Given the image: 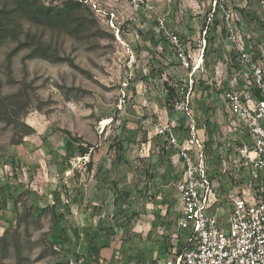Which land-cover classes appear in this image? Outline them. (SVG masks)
I'll return each instance as SVG.
<instances>
[{
	"label": "rangeland",
	"instance_id": "rangeland-1",
	"mask_svg": "<svg viewBox=\"0 0 264 264\" xmlns=\"http://www.w3.org/2000/svg\"><path fill=\"white\" fill-rule=\"evenodd\" d=\"M84 1L94 17L88 14L92 22L76 34L23 22L31 35L43 32L56 61L28 57L30 49L22 48L9 68L6 56L17 42L0 43V94L18 96L15 118L0 122V188L12 195L0 211V264H67L77 257L79 248L52 247L48 240L52 213L39 215L30 208L39 200L52 203L53 191H60L65 203L70 201V214L62 224L83 228L94 213L93 225L116 228L118 261L131 244L143 249L149 264L168 256L171 247L181 248L188 234L176 223L183 164L179 150L157 135L158 127L167 123L180 141L189 137L192 123L200 129L211 178L226 193L240 191L251 181L262 184L244 163L240 149L251 138L225 98L227 91L246 86L255 93L253 74L239 62L222 26L213 28L207 15L217 2L228 3V14L221 16L230 15L231 31L250 46L264 69V0ZM207 30L214 38L206 40ZM179 36L185 51L180 62L172 46ZM167 82L189 84L184 105L193 100L190 114L182 103L175 112L168 109ZM21 124L31 127V133L23 134ZM51 125L57 130L44 138ZM67 131L93 145L92 170L87 167L90 155L67 150ZM259 172L264 176V170ZM225 213H230L226 205ZM147 227L155 229L151 240ZM159 229L166 230L163 241ZM175 230L178 241L172 237Z\"/></svg>",
	"mask_w": 264,
	"mask_h": 264
},
{
	"label": "built area",
	"instance_id": "built-area-1",
	"mask_svg": "<svg viewBox=\"0 0 264 264\" xmlns=\"http://www.w3.org/2000/svg\"><path fill=\"white\" fill-rule=\"evenodd\" d=\"M227 11L225 13L228 14ZM229 18L230 15L226 21L239 62L252 72L254 86L261 92L262 98H256L251 87L247 86L227 91L225 98L251 138V144L240 149L244 163L251 166L253 178H260L262 184L251 181L240 191L231 189L226 193L211 178L206 138L194 123L184 141L175 135L171 123L158 127L157 135L166 136L179 150L182 159L177 224L188 234L181 248L171 247L169 255L156 264H264V176L259 174V170H264V69L254 59L250 46L231 31ZM175 45L178 50L182 49L179 40ZM183 52L179 51L182 60ZM181 103L190 114L189 105L185 106L184 100ZM181 103L177 102L176 107ZM225 205L230 211L228 216L227 213L222 214ZM222 215L226 217L224 225L220 220ZM226 225L228 228H225ZM172 237L174 241L180 240L176 230L172 232ZM67 264L86 263L84 259L75 257Z\"/></svg>",
	"mask_w": 264,
	"mask_h": 264
},
{
	"label": "trees",
	"instance_id": "trees-1",
	"mask_svg": "<svg viewBox=\"0 0 264 264\" xmlns=\"http://www.w3.org/2000/svg\"><path fill=\"white\" fill-rule=\"evenodd\" d=\"M48 1L49 0H0V43L8 39L17 42V46L9 51L6 56V63L8 65L7 67L10 68L12 66L14 56L22 48L30 49L28 57H43L49 58L53 61L57 60L53 59V57L50 55V45L44 43L43 32L40 34L34 33V35H31L30 30H24L23 22H27L40 30L51 29L56 31V29H58L71 34H76L78 31L86 29L89 22H92L88 15L91 14L92 8L90 5L86 4L84 0H61V2L57 4L54 2V0H51L50 2ZM227 7L228 3L217 2L214 9L210 7L207 15L211 18L210 24H212L213 28L216 29L218 26H222L221 33L226 38L230 37V29L227 25L225 13L224 15L222 14L224 17L221 16V13L224 12ZM92 17H94L93 12ZM206 36H208L206 37V40H208L207 38H214H210L211 31L209 30L206 31ZM179 41L184 42L182 36H179ZM172 46L175 49L177 59L179 62L182 61L177 45L173 43ZM206 47L204 50L205 52ZM236 54L237 53L235 51L232 52V57L236 59L237 62ZM219 57L224 59V55L222 53H219ZM254 59L257 60L256 58ZM70 64L73 66L75 65L73 59H70ZM191 69L192 61L189 63V70ZM165 84L167 95L166 104L171 112H175L177 108V102L181 103V101L186 99V93L189 90V84L176 85L170 84L168 82ZM254 95L256 98H262L261 92L259 90H256ZM17 97V95L4 96L0 94V122L6 121L7 123H10L15 118L17 114ZM192 101L191 104L189 103V109L193 108ZM208 123L209 119L206 120L204 125L207 126ZM21 126L24 127L23 134L28 135L31 133V127L24 124H21ZM56 130L57 128L53 125L49 126L46 129L43 137H50ZM66 134L68 136L66 142L67 150L71 151L75 149L83 157L90 155L91 159L88 161L87 167L88 170H92L94 165V161L92 159V148H94L93 145H85V143L82 141H78V139L73 137L69 131H67ZM119 145L121 146V143ZM162 150L166 152L167 148L163 147ZM116 193L119 194V191H116ZM11 196V192H8L4 187L0 188V211L8 207ZM51 196L53 198L52 203H46L45 205H42L41 201L39 200L33 202L30 208H32L34 213L39 215L46 211H50L52 213L54 219L53 231L46 233V236L51 242L52 247L54 245H58L62 249H64L66 245L78 247L81 240H83L85 236L87 238L88 254L91 256L89 264H100L102 250L114 246V237L117 235L116 228L108 229L102 227V225H93L92 219L94 218V213L89 215L90 219L88 218V220H90V222L88 221L89 224L83 228L78 225L74 226L62 224L70 214V201L65 203L60 191H53ZM118 197L116 200H118ZM15 211L20 218L21 214L19 213L20 211L18 206H16ZM4 250V256L7 258L10 257V248L6 246ZM76 258L83 259V256L78 254ZM84 261H86V259Z\"/></svg>",
	"mask_w": 264,
	"mask_h": 264
},
{
	"label": "crops",
	"instance_id": "crops-1",
	"mask_svg": "<svg viewBox=\"0 0 264 264\" xmlns=\"http://www.w3.org/2000/svg\"><path fill=\"white\" fill-rule=\"evenodd\" d=\"M134 224V223H133ZM145 224V223H144ZM139 227L141 228V231H142V225L141 224H138ZM145 226V225H143ZM147 226V225H146ZM151 226V225H150ZM149 228L148 231H146L147 234H149V239L151 240L153 237H154V230H152L151 227H147V229ZM158 232V231H157ZM159 232H163L162 235L160 236V240L163 241L164 238L166 237V230L165 231H160L159 229ZM128 240V238H127ZM157 240V239H155ZM131 242V240H130ZM126 244L128 245L127 241H126ZM166 245V244H165ZM165 245H163L164 247H166ZM79 248V254H81L83 256V259L85 261L86 264H89V261L91 259V256L88 254V248H87V238L84 237L83 240H81L79 246L77 247ZM126 250L122 257H121V260H117V253H118V250L115 246L113 247H110V248H105L102 250L101 252V258H100V264L101 263V260H103V264H149V262H147L146 260H144V251L141 247H135L133 244L131 245H128L126 247ZM123 251V250H122ZM158 261V260H157ZM159 262V261H158ZM157 262H154V264H156Z\"/></svg>",
	"mask_w": 264,
	"mask_h": 264
}]
</instances>
